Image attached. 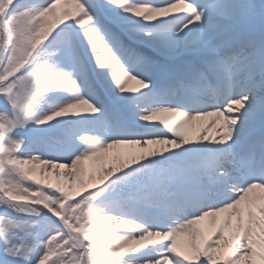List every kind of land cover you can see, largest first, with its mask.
Segmentation results:
<instances>
[{
    "label": "snow or ice",
    "instance_id": "6c2138e0",
    "mask_svg": "<svg viewBox=\"0 0 264 264\" xmlns=\"http://www.w3.org/2000/svg\"><path fill=\"white\" fill-rule=\"evenodd\" d=\"M0 264H264V0H0Z\"/></svg>",
    "mask_w": 264,
    "mask_h": 264
}]
</instances>
